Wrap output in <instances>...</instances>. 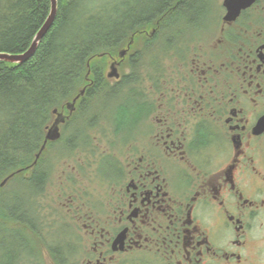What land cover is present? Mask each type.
Masks as SVG:
<instances>
[{
  "label": "flooded vegetation",
  "instance_id": "obj_1",
  "mask_svg": "<svg viewBox=\"0 0 264 264\" xmlns=\"http://www.w3.org/2000/svg\"><path fill=\"white\" fill-rule=\"evenodd\" d=\"M211 4L199 25L165 38L156 21L123 45L122 59L107 56L108 70L95 67L105 87L121 92L118 106L101 107L91 72L71 112L57 109L59 137L24 173L54 146L56 182L41 194L67 215L55 222L57 256L71 264H264V0L232 20L223 0ZM149 45L153 56L144 59ZM112 63L118 77L108 76ZM121 107L131 122H116ZM31 219L27 233L47 250L48 224Z\"/></svg>",
  "mask_w": 264,
  "mask_h": 264
},
{
  "label": "trees",
  "instance_id": "obj_2",
  "mask_svg": "<svg viewBox=\"0 0 264 264\" xmlns=\"http://www.w3.org/2000/svg\"><path fill=\"white\" fill-rule=\"evenodd\" d=\"M211 6V0H57L54 20L32 56L22 64L0 61V181L16 171L9 180L13 188L1 200L8 211L6 223L15 220L23 226L33 218L31 222L38 228L47 225L36 212L37 199L30 205L31 193L43 189L40 161L29 178L23 175L52 121V110L71 101L91 72L101 107L118 106L121 92L103 85L95 60L113 55L131 39L137 42L143 35L140 30L151 28L156 21L167 26L162 31L165 38L179 35L184 26L199 25ZM49 11L50 0H0V52H24ZM143 50L142 57L153 56L151 45ZM133 115L121 107L115 120L131 122ZM8 182L0 187V196ZM5 222L2 216L0 230L12 231L16 237L11 241L16 240L17 247L14 254L6 248L1 251L8 257L3 264H17L20 253L30 255V264H41L26 235L9 229ZM59 231L55 224L47 225L43 234L46 249L54 264H71L69 258L56 255Z\"/></svg>",
  "mask_w": 264,
  "mask_h": 264
},
{
  "label": "rangeland",
  "instance_id": "obj_3",
  "mask_svg": "<svg viewBox=\"0 0 264 264\" xmlns=\"http://www.w3.org/2000/svg\"><path fill=\"white\" fill-rule=\"evenodd\" d=\"M218 1H220V0H218ZM123 47L124 46H121L118 48V50H115L114 51L115 53L113 55L116 56V53H118L121 49H124ZM144 59H149V58H144ZM107 61H108L107 58L104 57V58L96 59L95 63L100 65V66H103L105 69H107V64H108ZM125 66H127V63ZM120 71L124 72L125 68H121ZM52 120H53V118H52ZM56 159H57L56 155L54 154V146L51 145L49 152L45 155V157L42 159L41 163L39 164V167H42L40 170L43 171V169H45L46 172L48 173V180L46 182L47 183L46 186H48V183H50L49 188H47V189L41 188L42 192L44 190H50V188H52L56 182V164H57ZM23 176H25V174ZM6 186L7 187H4V190H1L2 194L0 196V217H1L0 219H2V216H3L4 222L8 218V217L5 218V215L8 214V211H7V209H5V206L3 207V203H1V200L5 197V194H7L8 191H10L13 188V186H14L13 181L12 182L9 181ZM20 189L23 191L22 187ZM40 190H39V192H40ZM41 193H37V192L33 191V193H31V196H30V202H31L30 205H32V204L35 205V202L33 199H35V198L37 199L38 206L36 208V212L39 215L40 219H43V221L46 222L47 224H51V223L55 224V222H58L59 218H65V216L67 217L65 211H63V210L61 212L57 211V203L52 201L53 199L52 200H47L46 198L42 199L43 197H47V194H44V193L41 194ZM51 196L52 195H50V197ZM28 198H29V196H28ZM7 199L9 202L8 204H10L11 198L8 196L6 198V201H7ZM14 203H15V201H13L11 203V206H14L13 205ZM39 218H38V220L40 221ZM21 223H23V222H21ZM4 224L6 226L8 225L9 229L17 230L20 233H24L26 235L24 237H26L28 239V241H30V243L35 247V256H36L35 260L39 261L41 264H54L50 258L49 253L47 252V250L40 247L41 243L38 241L37 236H35L33 234L30 235L29 233H27V231H26L27 228L24 227V224H23V226L18 225L15 220H11L10 222H7V223L5 222ZM55 227H56V225H55ZM12 237H16L12 231H8L6 229L0 230V264H3V262L8 258L6 254H5V256H3V253L1 252V251H3V249L6 248L7 252L10 254L15 253V249L17 247L15 244L16 240L11 241ZM29 257H30V255H28V257H27L25 253H24V255H22V253H20V255L18 256V259H17V264H30L29 263ZM32 264H34V263L32 262Z\"/></svg>",
  "mask_w": 264,
  "mask_h": 264
},
{
  "label": "water",
  "instance_id": "obj_4",
  "mask_svg": "<svg viewBox=\"0 0 264 264\" xmlns=\"http://www.w3.org/2000/svg\"><path fill=\"white\" fill-rule=\"evenodd\" d=\"M252 1L253 0H223V5L226 8V14L224 16V19L225 20L234 19L238 15L239 11L242 8L248 6ZM56 9H57V0H50V11L48 17L46 18L42 26L39 28V30L35 33L30 46L24 52L21 53L0 52V61H5L13 64H22L25 61H27L36 50L42 37L46 34L48 29L50 28L56 14ZM125 52H126L125 49H121L119 51V56L123 57ZM108 76L118 77V73L116 71V66L114 63L111 64V70ZM83 92H84V88L80 90V92L72 99V101L66 103V107L69 109L70 112L74 108L75 100L79 97V95L83 94ZM53 113L56 114V117L54 118L52 124L47 127V132L44 141L40 146L39 151L35 155L33 164L36 163V160L38 159L41 151L45 148L46 142L48 140H55L59 137L58 125L60 122L64 121V118L62 117L61 113L57 112V109H53ZM13 174L14 173H11L3 179L0 182V187L4 186L6 182L9 180V178L13 176Z\"/></svg>",
  "mask_w": 264,
  "mask_h": 264
}]
</instances>
